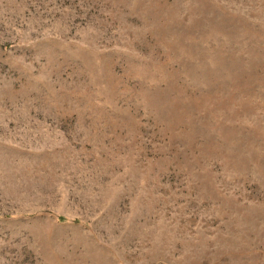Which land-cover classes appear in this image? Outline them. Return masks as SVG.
Segmentation results:
<instances>
[{
  "label": "rangeland",
  "instance_id": "1",
  "mask_svg": "<svg viewBox=\"0 0 264 264\" xmlns=\"http://www.w3.org/2000/svg\"><path fill=\"white\" fill-rule=\"evenodd\" d=\"M0 264H264V0H0Z\"/></svg>",
  "mask_w": 264,
  "mask_h": 264
}]
</instances>
